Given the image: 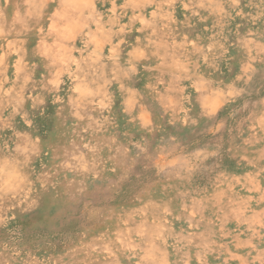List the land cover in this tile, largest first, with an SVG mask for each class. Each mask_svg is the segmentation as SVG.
Listing matches in <instances>:
<instances>
[{
  "label": "clouds",
  "instance_id": "obj_1",
  "mask_svg": "<svg viewBox=\"0 0 264 264\" xmlns=\"http://www.w3.org/2000/svg\"><path fill=\"white\" fill-rule=\"evenodd\" d=\"M0 264H264V0H0Z\"/></svg>",
  "mask_w": 264,
  "mask_h": 264
},
{
  "label": "rangeland",
  "instance_id": "obj_2",
  "mask_svg": "<svg viewBox=\"0 0 264 264\" xmlns=\"http://www.w3.org/2000/svg\"><path fill=\"white\" fill-rule=\"evenodd\" d=\"M76 46H80L79 41ZM114 178L110 174H102L95 182L77 180L54 185L52 192L41 199L39 206L29 217L30 223L41 231L59 228L69 218L77 216L85 204L101 205L109 181Z\"/></svg>",
  "mask_w": 264,
  "mask_h": 264
}]
</instances>
